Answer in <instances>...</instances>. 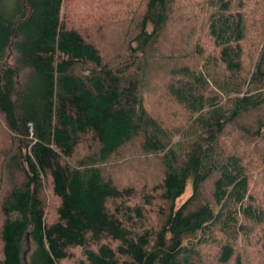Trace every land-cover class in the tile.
I'll list each match as a JSON object with an SVG mask.
<instances>
[{
  "label": "trees",
  "instance_id": "16d2710c",
  "mask_svg": "<svg viewBox=\"0 0 264 264\" xmlns=\"http://www.w3.org/2000/svg\"><path fill=\"white\" fill-rule=\"evenodd\" d=\"M65 1L0 0V264L27 246L28 264H250L253 241L264 256L263 1L142 0L82 25ZM155 81L185 124L147 110ZM133 155L154 176L118 184Z\"/></svg>",
  "mask_w": 264,
  "mask_h": 264
},
{
  "label": "rangeland",
  "instance_id": "374dc122",
  "mask_svg": "<svg viewBox=\"0 0 264 264\" xmlns=\"http://www.w3.org/2000/svg\"><path fill=\"white\" fill-rule=\"evenodd\" d=\"M263 1V5H264V0ZM141 2L142 0H66L65 1V5L63 7V9H65V16H67L68 18L71 17L74 20V24H80L82 25L84 23V18H83V13L82 11H85V9H122L125 7V9H139L141 8ZM193 3H201V0H194L192 1ZM95 3V7H92V5ZM82 10V11H81ZM258 12H263L264 9H257ZM117 31H119L118 29H116ZM205 41V39H204ZM203 47H207V43L203 42ZM259 47V42L254 43L252 46H250V44L247 45V51H246V63L249 62V60L252 58L253 54L256 52L255 50ZM182 62L184 64H189L191 66H194L198 63V59H194L193 61H188L183 59ZM157 84L156 86L152 85L153 88H146L144 90H142V99H143V103L146 106L147 110H149V112L155 116L158 117L160 119H163L167 125L170 126V124H172V127H175L177 125L180 124H185L187 118L185 113H183V110L181 107H179L176 103H173V101L170 100L169 95L166 91V86L163 83L157 82L155 81ZM3 129L0 128V145L5 140V137H3ZM132 151V150H130ZM85 151L84 150H80V152L78 153V158L84 154ZM135 157L133 155V157H125V159L123 160V162L120 165H125L127 164V160L131 161L133 160ZM118 160H115L114 158L108 162L107 167L111 168L114 164L118 163ZM149 163H153V162H149ZM128 164H132L130 166H127V168H118L119 171H114V169H112L113 172H109L112 177L114 178V180L121 185H124L126 183H135L136 180L139 181L138 176H140L142 179L141 180H145V179H151L153 176H150V174H143L142 173H135L134 170H137V167H139L138 170H140V167L142 166H137L136 167V163L135 162H129ZM119 165V166H120ZM132 169V170H131ZM116 170V169H115ZM145 173V171H143ZM152 175V174H151ZM145 177V178H144ZM253 191V189H252ZM190 194V189L187 188L186 192L178 199L177 204H180L182 201H184L188 195ZM45 203H46V214L47 217H50L52 215H54V209H55V205L57 200L55 199V197L51 194V192L49 190H47V187L45 186ZM254 246V248H256L254 251H249V254H247V259L249 260L250 264H253V262H255V264H263L264 263V256L262 253H258L259 252V245L257 244V242L253 241L252 242ZM208 251L213 250V247L211 246H207ZM29 250V247H26V251ZM24 251V264H28L27 263V252ZM243 253V252H242ZM71 254H74V256H77L79 253L76 250H71ZM72 261L71 260H67V261H63L62 264H71Z\"/></svg>",
  "mask_w": 264,
  "mask_h": 264
}]
</instances>
